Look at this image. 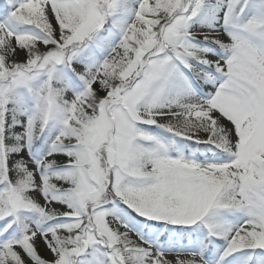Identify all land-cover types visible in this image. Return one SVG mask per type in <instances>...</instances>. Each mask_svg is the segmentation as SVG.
<instances>
[{"label": "snow or ice", "instance_id": "1", "mask_svg": "<svg viewBox=\"0 0 264 264\" xmlns=\"http://www.w3.org/2000/svg\"><path fill=\"white\" fill-rule=\"evenodd\" d=\"M0 264H264V0H0Z\"/></svg>", "mask_w": 264, "mask_h": 264}]
</instances>
